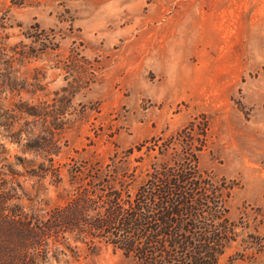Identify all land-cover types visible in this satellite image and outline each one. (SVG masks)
Here are the masks:
<instances>
[{
  "label": "rangeland",
  "instance_id": "rangeland-1",
  "mask_svg": "<svg viewBox=\"0 0 264 264\" xmlns=\"http://www.w3.org/2000/svg\"><path fill=\"white\" fill-rule=\"evenodd\" d=\"M194 119L200 170L232 186L222 263L264 264L240 259L264 247V0H0V176L22 210L61 205L87 168L131 172ZM56 247L45 264H134Z\"/></svg>",
  "mask_w": 264,
  "mask_h": 264
},
{
  "label": "trees",
  "instance_id": "trees-1",
  "mask_svg": "<svg viewBox=\"0 0 264 264\" xmlns=\"http://www.w3.org/2000/svg\"><path fill=\"white\" fill-rule=\"evenodd\" d=\"M207 132V123L194 119L158 147H145L147 161L131 172L113 161L71 174L69 197L43 214L19 208L15 190L0 176V264H45L68 239L91 253L110 247L134 264H226L223 257L238 238L228 218L232 186L199 168ZM155 149L160 157L170 152V159L155 160ZM243 244L240 259L250 249L251 255L263 252L261 239Z\"/></svg>",
  "mask_w": 264,
  "mask_h": 264
}]
</instances>
